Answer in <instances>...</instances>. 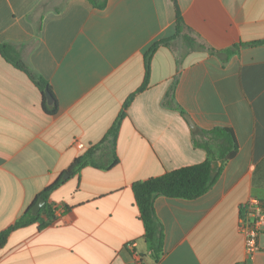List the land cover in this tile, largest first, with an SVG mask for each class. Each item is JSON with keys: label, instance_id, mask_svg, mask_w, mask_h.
Here are the masks:
<instances>
[{"label": "crops", "instance_id": "obj_1", "mask_svg": "<svg viewBox=\"0 0 264 264\" xmlns=\"http://www.w3.org/2000/svg\"><path fill=\"white\" fill-rule=\"evenodd\" d=\"M176 2L194 46L182 36L158 44L138 91L145 54L176 33L172 0H0V44L48 83L57 106L0 54V233L58 181L46 200L54 219L40 209L11 230L0 264H264V227L252 256L238 230L244 203L264 206V44L226 57L264 39V0ZM172 88L178 108L167 103ZM131 95L115 147L101 144ZM216 126L233 130L238 152L204 194L155 198L164 248L155 260L132 185L203 162L197 131ZM92 146L94 164L69 171Z\"/></svg>", "mask_w": 264, "mask_h": 264}, {"label": "trees", "instance_id": "obj_2", "mask_svg": "<svg viewBox=\"0 0 264 264\" xmlns=\"http://www.w3.org/2000/svg\"><path fill=\"white\" fill-rule=\"evenodd\" d=\"M97 7H103L106 0H89ZM175 5L176 16V33L174 37L170 39L160 40L154 43L144 56L145 61V74L142 85L138 88V91L144 89L147 82V77L150 68V58L158 44H169L177 36H182L183 40L189 47L194 46V41L183 33L184 22L178 8L176 0H172ZM264 44V39L253 41L250 43H240L235 45L232 49L226 51V57L233 54L238 47L245 45ZM0 54L8 62L12 63L16 68L25 72L28 77L34 82L42 93V98L45 101L43 90L47 88L50 92L51 89L48 83L39 75L34 73L28 68V66L20 59L17 51L13 46L7 43L0 44ZM52 93V92H51ZM132 95L124 102L123 109L107 131L101 144L108 140L113 148L115 147L116 138L122 118L125 115V109L127 108ZM168 105L178 106L173 101V88L168 93L167 97ZM53 111L57 109L56 102L52 105ZM182 114L184 112L181 110ZM200 140H195V144L204 148L207 152V157L203 162L183 166L168 172H165L159 176L150 177L144 180H139L133 183L132 191L134 200L139 212V218L142 221L144 228V241L148 250L151 252L155 260H159L164 253L163 248V234L160 230L158 221L154 212V200L157 196L163 195L167 197H178L184 199H193L204 194L216 181L219 176L222 167L231 160L238 152V141L233 130L229 127L216 126L208 130L198 129ZM98 146L89 147L86 152L80 157L76 158L71 164L69 171H77L85 165L94 164L92 161L93 154ZM220 162V165H217ZM118 163V157L113 154V158L108 165L112 167ZM58 185V181L52 185L46 187L36 197L44 199V203L40 209H42L48 220L54 219V215L51 212V208L47 203V194ZM34 204V203H33ZM32 204V205H33ZM26 210L22 217H20L13 226L0 233V246H2L6 240L7 234L15 229L24 227L38 219V213L36 215L31 214V207ZM46 222L41 220L40 226H44Z\"/></svg>", "mask_w": 264, "mask_h": 264}, {"label": "built area", "instance_id": "obj_3", "mask_svg": "<svg viewBox=\"0 0 264 264\" xmlns=\"http://www.w3.org/2000/svg\"><path fill=\"white\" fill-rule=\"evenodd\" d=\"M264 227V206L255 197L250 198L240 207L238 230L244 237L245 249L249 256L257 250V237Z\"/></svg>", "mask_w": 264, "mask_h": 264}, {"label": "water", "instance_id": "obj_4", "mask_svg": "<svg viewBox=\"0 0 264 264\" xmlns=\"http://www.w3.org/2000/svg\"><path fill=\"white\" fill-rule=\"evenodd\" d=\"M43 95H44L45 101L48 105L53 104L55 102V99H54L52 93L47 88H45L43 90ZM183 116L186 119L187 123L189 124L190 129L192 131H195L197 129V126H196V123L194 122V120L192 119V117L188 113H184ZM43 203H44V199H42V198H39L36 201V203L32 206V214L33 215H36L39 212Z\"/></svg>", "mask_w": 264, "mask_h": 264}]
</instances>
